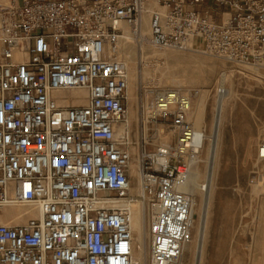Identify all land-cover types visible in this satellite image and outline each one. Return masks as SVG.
I'll list each match as a JSON object with an SVG mask.
<instances>
[{
	"label": "built area",
	"instance_id": "2783aa9c",
	"mask_svg": "<svg viewBox=\"0 0 264 264\" xmlns=\"http://www.w3.org/2000/svg\"><path fill=\"white\" fill-rule=\"evenodd\" d=\"M0 14V264H184L181 186L205 133L195 141L188 94L151 85L132 135L121 25L140 47L264 66V0H11ZM159 121L173 141L153 143ZM22 203L37 215L4 223Z\"/></svg>",
	"mask_w": 264,
	"mask_h": 264
},
{
	"label": "rangeland",
	"instance_id": "374dc122",
	"mask_svg": "<svg viewBox=\"0 0 264 264\" xmlns=\"http://www.w3.org/2000/svg\"><path fill=\"white\" fill-rule=\"evenodd\" d=\"M10 2L0 0L4 5ZM135 46V60L127 62L130 74L128 111L133 136L141 106L151 97L146 92L151 85L158 91L176 87L188 94L190 107L194 102L197 105L195 114L189 116L187 113L188 118L203 126L205 135L210 133L216 99L224 94L210 202L202 229L201 264H264V158L257 157L258 145L264 143V66L249 65L247 71H239L237 66L243 64L228 63L196 47L174 49L177 54L171 58L155 55L145 60L137 42ZM132 72H136V79L132 78ZM162 72L179 80L181 85H164L160 80ZM221 73L225 77L222 81ZM220 88L222 94L217 92ZM152 126L157 129L153 143L159 144V128L170 129L162 121L156 125L148 124V127ZM173 140L174 136L168 142ZM203 157L201 154L197 162L201 172L206 165ZM205 189L193 195L189 241L183 249L184 264H195L203 227L196 210L200 194Z\"/></svg>",
	"mask_w": 264,
	"mask_h": 264
},
{
	"label": "bare ground",
	"instance_id": "6f19581e",
	"mask_svg": "<svg viewBox=\"0 0 264 264\" xmlns=\"http://www.w3.org/2000/svg\"><path fill=\"white\" fill-rule=\"evenodd\" d=\"M1 1H4V0H1ZM142 22H143V24H142V28H141L142 31L141 32H142V34H148V32H149L148 17L145 14L142 15ZM121 26L123 28V34L119 38V42H118V55L127 64L128 61H134L135 60V57H136L135 42H136V40L133 36L132 29L130 28V26H128L127 24H122ZM0 41H1V37H0ZM190 45H192V44H190ZM175 54H177V53L174 51V49H163V50L159 51L158 49L152 48L149 45L143 44L141 46V56L145 60H148L151 56H155V55L160 56V57H164V58H171L173 56H176ZM237 68L239 71H247L248 68H250V67H249V65L243 64V65L237 66ZM127 70H128V67H127ZM143 72H144V74L147 73L146 70H144ZM135 73L136 72H132V74H131L133 79H136ZM220 77H221V81L225 78L223 73L220 74ZM161 79L163 81V84L166 86L173 85V86L178 87L181 85V82H179V80H177L175 78H170L169 76L166 75L165 72L161 73L160 80ZM128 88H129V86H128ZM130 89H131V86H130ZM219 93L222 94L223 90H222V92H219ZM223 95L224 94L219 95L218 98L216 99V107H215L212 125L210 128V133L205 135L207 142L204 143L203 146H200V148L197 151L198 152L197 155H193L191 157V159H190L191 170H190L189 176H188L185 184L183 186H181V191L185 195L189 196L192 200L191 214H193V204H194L193 195H194V193L196 191L202 190L206 187V189L204 191H202V193L200 194V198L198 201V207L196 210L198 220H200L203 223V227L201 228V230L202 229L204 230V223H206L205 219L207 216L209 202H210V193H211L212 179H213V173H214V161H215V157H216V150H217L219 137H220V127H221V123H222V98H223ZM131 98L132 97H131V93H130L129 99H131ZM196 109H197V105L194 102L192 107H190V109L188 111V115L191 116V115L195 114V112L197 111ZM201 113H202V109H201ZM192 123H193L194 130H195L194 139H195V141H197L198 134L201 130H203L204 127L196 124L194 121H192ZM158 136L160 139L159 143L161 144L164 142H168L170 139H172L173 134L170 131H165V129L163 127H160L159 131H158ZM201 154H203L204 157L202 160L206 164L205 170L203 169L204 170L203 172L200 171L201 169L199 170V167L197 164V162L200 160ZM203 186H204V188H203ZM125 205L128 207V209L130 210V213H131L130 227L134 232H136L138 239L141 240L143 222H142V214L140 211V205L137 202L125 203ZM37 213H38V207L35 205H28V204H24V203L16 204V205H8L4 208L2 221L4 223H9V224L10 223H16V222L21 223V222L25 221L27 217L35 216V215H37ZM203 230L201 232V239L198 243V247L196 250L195 264H201V260H202V247H203V241L202 240H203V234H204Z\"/></svg>",
	"mask_w": 264,
	"mask_h": 264
},
{
	"label": "crops",
	"instance_id": "0c3cea01",
	"mask_svg": "<svg viewBox=\"0 0 264 264\" xmlns=\"http://www.w3.org/2000/svg\"><path fill=\"white\" fill-rule=\"evenodd\" d=\"M208 3V2H207ZM206 2H204L203 4H201V5H198V6H196V8L198 9V10H200V11H204L205 9H206V4H207ZM213 15H215L216 17L218 16V13H213Z\"/></svg>",
	"mask_w": 264,
	"mask_h": 264
}]
</instances>
